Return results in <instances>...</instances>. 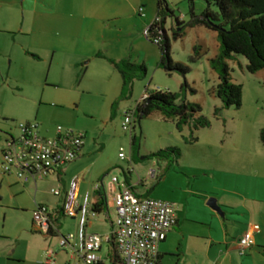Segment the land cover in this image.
Wrapping results in <instances>:
<instances>
[{"label":"rangeland","instance_id":"1","mask_svg":"<svg viewBox=\"0 0 264 264\" xmlns=\"http://www.w3.org/2000/svg\"><path fill=\"white\" fill-rule=\"evenodd\" d=\"M148 1L152 5L158 2ZM160 1L164 11L160 18L165 19L163 28L169 41L170 58L173 63L187 66L189 72L183 77L178 72L158 67V62L152 65L153 55L161 56V53L157 45L145 40L148 45L144 46L141 60L132 61L145 66V76L134 81L130 97L118 102L113 109L121 86L120 75L113 67L108 65L103 69L93 63L88 71H55L48 61L31 57L21 39L14 40L0 31V150L6 137L4 133L16 136L20 123L38 124L44 137H52L58 126L84 136L83 156L64 168L59 181L55 178L39 181L34 190L32 184L15 183L0 172V250L13 246L23 252L27 246L46 245L45 239L49 240V249L57 252L59 234L48 239L31 222V211L36 204L48 208L59 205L61 197H54L50 191L62 192V186L75 178L79 179L81 195L91 192L100 181L108 194L112 177L119 182L128 178L133 183L140 180L138 193L145 191L141 186L157 190L163 168L175 163L152 158L150 154L167 148L179 149L181 163L211 150L223 161L224 172H227L224 180L230 186L242 183L249 195L251 188L258 185L262 188L258 197L264 199V146L259 139L264 130V71L249 73L246 59L239 55L227 61L231 82L242 87V103L238 109L223 108L212 93L219 83L218 74L210 64L220 51L216 34L204 27L188 26L191 22L189 0ZM207 1L211 0H192L196 16L206 9ZM211 9L215 10L213 6ZM177 22L183 27H177ZM178 31L181 35L175 38ZM194 48L198 56L191 62ZM144 56L148 57V62H144ZM185 82L187 87L182 89ZM153 90L179 94V100L198 105L201 112L197 116L209 120L210 127L193 131L191 122L178 132L174 121H164L154 113L139 121L135 116L132 129L123 131L124 113L133 110L145 93ZM215 109H220L218 116L214 115ZM191 134L197 141L185 143L184 139H189ZM131 137L137 139L134 146ZM120 153L125 156L124 160L119 158ZM151 171L155 172L156 179L150 176ZM155 198L159 197H152ZM114 220L113 209L109 210L108 217L104 211L89 220L87 231L109 235ZM60 231L63 235L74 233L75 223L63 220ZM32 232L43 237L40 239ZM109 247L103 242L99 252L103 264H108ZM60 257L63 259L64 255Z\"/></svg>","mask_w":264,"mask_h":264},{"label":"crops","instance_id":"2","mask_svg":"<svg viewBox=\"0 0 264 264\" xmlns=\"http://www.w3.org/2000/svg\"><path fill=\"white\" fill-rule=\"evenodd\" d=\"M140 7L143 13L139 12ZM156 15L157 4L152 5L148 0H0V31L14 40L21 39L32 55L48 61L55 71H88L93 63L103 69L112 67L107 59L139 62L144 46L148 45L142 32ZM96 54L104 58H97ZM160 59V55L154 54L151 64L159 63ZM143 60L149 59L144 56ZM180 160L163 168L157 190L141 186L145 191L138 193L140 180L133 183L128 178L124 182L140 197L157 196L155 199L175 206V224L159 245L158 264H264V199L258 197L262 188L254 185L247 195L244 184L230 186L224 180L227 172L223 161L211 150L193 156L187 163ZM63 170L49 179L59 181ZM151 172L156 179L155 172ZM77 180L79 197L89 193L93 204L103 203L107 215L113 209L116 217L117 185L110 181L107 194L100 181L98 192H93L94 185L91 192L81 195ZM33 186L36 190L37 185ZM67 189L68 185L62 186L61 203ZM211 199H215L222 215L209 205ZM61 203L50 208L58 232L55 237L44 236L48 239L62 234L65 219L76 226V219L62 215ZM253 225L259 226V231L254 233V245L241 255L238 240ZM32 233L40 239L43 237ZM43 241L46 245L27 246L23 252L13 246L0 250V264H48L46 259L52 250L49 240ZM52 262L75 264L77 257L72 247L59 248Z\"/></svg>","mask_w":264,"mask_h":264},{"label":"built area","instance_id":"3","mask_svg":"<svg viewBox=\"0 0 264 264\" xmlns=\"http://www.w3.org/2000/svg\"><path fill=\"white\" fill-rule=\"evenodd\" d=\"M140 13L143 8L140 7ZM143 36L155 45L164 40L161 18L156 16L152 24L143 30ZM147 95H144L146 98ZM133 110L124 113L121 128L127 132L132 129ZM17 135L5 134L0 150V172L6 178L22 184L37 185L39 181L58 176L67 165L81 157L84 136L81 133L58 126L52 137H44L39 125L32 122L20 123L16 127ZM1 141V139H0ZM119 158L124 160L123 153ZM131 173V171H128ZM154 177V173H150ZM111 184L117 185L114 194L116 217L109 235L101 236L89 233L87 226L90 218L96 216L91 195L78 196L77 178L70 181L63 194L61 213L69 219H76V231L59 235V248L72 247L77 257L75 264H99L103 242L113 237L118 255L123 264H158V250L168 231L175 224V206L165 200L140 197L124 182L111 178ZM100 190L99 185L93 192ZM54 197H61L59 189L50 191ZM51 210L45 205L37 204L32 211L34 228L46 235L49 230L58 232L51 220ZM259 231L253 225L238 240L240 254L254 245V233ZM54 253L49 251L46 262L52 264Z\"/></svg>","mask_w":264,"mask_h":264},{"label":"trees","instance_id":"4","mask_svg":"<svg viewBox=\"0 0 264 264\" xmlns=\"http://www.w3.org/2000/svg\"><path fill=\"white\" fill-rule=\"evenodd\" d=\"M189 2L191 22L188 26L204 27L214 32L219 43L220 51L210 61L211 67L218 74L219 79V83L212 93L221 101L223 108L235 107L238 109L242 103V87L231 82L227 61L239 55L246 59V70L249 73L255 74L259 71H264V0H211L207 1V7L200 16L194 14L192 0H189ZM211 6L215 10H212ZM163 14L161 1L158 0L156 16L162 17ZM164 21L165 19L162 18V28ZM176 26L183 27L178 22ZM180 35L181 32L178 31L174 34V37L177 38ZM157 46L161 53L158 67L165 68L167 72H178L185 77L189 72V68L183 64L172 62L166 34L163 42ZM197 51V48H194L195 56L190 58L191 62L197 60ZM29 55L38 59L35 55ZM96 57L104 58L101 54H96ZM107 60L120 75L121 79L120 95L118 100L112 104L113 109L118 102L130 97L134 81L142 79L145 76L146 69L144 65L133 63L127 59L120 61ZM186 87L187 84L185 82L182 89ZM147 88H145V91H147ZM145 94L147 97H142L133 109V118L137 116L138 121L157 113L164 121H174L178 132H182L183 128L191 122L193 131L209 128L211 125L205 117L197 116L201 112V108L198 105L179 100V94L159 90H153L149 94ZM219 112L220 109H215L214 115L218 116ZM259 139L264 146V130L260 132ZM196 141L197 138L193 137L192 134L189 139H184V142L188 144ZM136 142L137 139L131 137V145L134 146ZM180 155L179 149L167 148L150 154V157L176 162ZM93 211L96 214L104 212L103 203L94 204ZM105 214L108 216L106 211ZM45 236L55 237L56 232L49 230ZM107 243L110 245L106 257L108 264H123L118 255L113 237H110ZM99 264H103V262Z\"/></svg>","mask_w":264,"mask_h":264},{"label":"water","instance_id":"5","mask_svg":"<svg viewBox=\"0 0 264 264\" xmlns=\"http://www.w3.org/2000/svg\"><path fill=\"white\" fill-rule=\"evenodd\" d=\"M209 205H210V206H211L216 212H218L220 215H222L221 209L217 206L215 199H211V200L209 201Z\"/></svg>","mask_w":264,"mask_h":264}]
</instances>
